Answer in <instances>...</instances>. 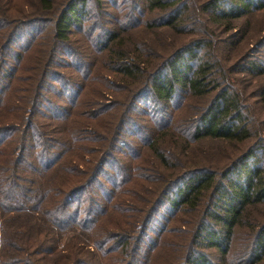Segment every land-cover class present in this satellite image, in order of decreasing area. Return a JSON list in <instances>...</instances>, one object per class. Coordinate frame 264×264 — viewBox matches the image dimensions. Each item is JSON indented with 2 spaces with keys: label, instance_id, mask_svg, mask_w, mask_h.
<instances>
[{
  "label": "trees",
  "instance_id": "trees-1",
  "mask_svg": "<svg viewBox=\"0 0 264 264\" xmlns=\"http://www.w3.org/2000/svg\"><path fill=\"white\" fill-rule=\"evenodd\" d=\"M86 1L0 0V264H150L162 231L160 238L147 231L164 204L194 213L189 235L176 246L179 264H221L202 248L225 257L234 229L243 225L252 234L245 264H256L264 257V223L254 227L245 216L249 206L264 202V136H252L243 88L264 79V52L233 59L234 38L224 44L228 53L215 52L204 27L161 53L146 39L158 28L188 31L184 14L191 6L184 0H129L114 3L113 14L95 5L93 15ZM194 9L228 30L233 20L264 11V0H201ZM134 30L144 32L141 48L133 46ZM74 33L84 45L70 43ZM43 44L49 49L22 66L26 52ZM57 61L71 73L55 70ZM111 91L117 94L105 102L103 93ZM144 97L164 105L205 98L179 124L170 116L143 128L140 147L161 170H175L172 180L123 177L116 158L124 155L125 106L136 112ZM201 138L250 141L218 171L167 162L165 149L179 158ZM111 166L101 202L89 192Z\"/></svg>",
  "mask_w": 264,
  "mask_h": 264
},
{
  "label": "rangeland",
  "instance_id": "rangeland-1",
  "mask_svg": "<svg viewBox=\"0 0 264 264\" xmlns=\"http://www.w3.org/2000/svg\"><path fill=\"white\" fill-rule=\"evenodd\" d=\"M128 1L129 0H98V2H96L95 0H87L86 9L91 15H93L94 11L96 10L95 5H100L102 8L108 10L110 14H113L115 6L114 3H116L118 6H126L128 4ZM184 1L188 3L189 6H191V9L184 14V24L186 26L185 30L188 31H184L183 33H181L173 32L166 28H158L155 30V33L149 35V40L146 39V46L151 44L149 45L150 47L162 53V51L164 50L167 51V44L169 42L174 45H178L186 41L187 39L189 40V38H191L193 34H196L195 30H200L206 27L211 34V39H213L215 42V52H219L222 54L228 53L229 50H227L224 46L228 45V42L233 40V38L236 39L237 42L235 50L231 55V58L233 59L243 54L260 55L262 52H264V11L258 12L256 14H250L237 20H233V28L224 30L218 23H207V21H205L202 17L200 18L199 15L195 13L194 5H197L201 0ZM125 9H127V7ZM134 16H137L136 13L134 14ZM245 25L247 30L245 37L243 39L237 40L240 37V33L242 34L243 32L242 30L245 29ZM213 27L216 28V30H212L213 33H211L210 29ZM42 28L44 29H41L40 34L44 35L45 29L48 28V25L44 24L42 25ZM231 34H233L234 37H230ZM130 37L134 42L133 46H137L139 48L142 47L139 39L141 41H143L142 38L145 39L144 32L134 30L132 31ZM24 41L25 37H22V39L19 40L17 44L21 46L24 44ZM84 41V37H82V35L78 33H74L73 37H71L70 39V43L73 42L74 45H84ZM48 47V44H43L37 47L35 46V49L31 50V52L27 51L25 54L26 57L21 61L22 66L31 64L34 58L33 53L36 52L38 55V53L48 50ZM13 48L16 49L17 47ZM22 50L23 49L21 48L19 52ZM58 56L63 61H68V59L70 58L68 56ZM57 62L61 64V67L56 66L55 70L59 72L63 71L65 73H71L69 70L62 67V61ZM245 79H247V77H245ZM52 86L57 89L59 88L56 83H52ZM263 89L264 79H260V81H257L256 83L254 81H250V85L243 88V90H245L243 91V102L245 104L244 111L247 118L249 119V126L252 136L258 134H262L264 136ZM113 92L114 91H111L107 94L103 93L105 95L103 96V100L105 102L112 100L113 97L117 94ZM48 95L53 97L51 93H49ZM121 98L123 97H119V99ZM95 99L96 97L94 98V100ZM204 101L205 98L200 99L185 97L182 101L174 98L171 102H167V104L164 105L163 103L144 97L136 101V107L134 108L136 112L131 111L130 107H127L126 104L124 113L121 116L122 118H127L126 132H124L122 136L119 137L124 142V146L120 145V147L122 148L121 151L124 153V155L122 156L116 153V158L121 161V168L126 169L123 177H128L134 175L135 173V175L139 177L146 179L150 178V180H153V183H156L157 181H159L160 179H164L165 177L166 180L167 178L168 180H172L174 178L175 170L172 169V171H170L172 172V175L167 176L170 172L167 170H161L158 167L157 162L146 152V150H144V147H140L139 138L144 133L143 128H152L154 126L151 125L153 122L156 121L157 124L163 123L167 119V117L170 116V121L173 119L172 123L179 124L178 120L192 117L195 109L201 106ZM179 102L182 103L176 106V104ZM121 108L122 106L118 107V116L120 114L119 110ZM133 124H135V126L132 131ZM131 132L134 133L131 134ZM249 141L250 140L243 141L242 143H231L224 140L201 138L196 141L190 142L188 147L184 150L185 152L183 153V156H180L179 158H176V156L170 154L165 149L167 147H163L166 142L161 143V146L159 147L165 149L167 153L165 157L167 162L176 161L179 163L183 162V164L185 162V165L187 164L188 169H191L193 167H204L218 171L223 166H225L228 161H230L234 156L239 154V152L246 147ZM135 154L138 158L134 157ZM110 173H113L112 166L103 170V176L97 179L95 185L92 186V191L89 192L90 194L92 192L97 194L98 201L103 202L101 192H104V190H106L107 192V190H109V177L104 178V176H111ZM160 176L162 177L159 178ZM134 186H136L135 183ZM95 189L97 191H95ZM136 193L138 194V192ZM131 206L134 210H138L140 208L138 201H133L131 203ZM156 212L157 213L154 214V217L149 224L150 229H148L147 234L151 238L157 236L158 238H160V230L162 231V240L160 238L159 245L150 253V260L148 263L179 264L180 261L178 255L175 252L177 251L178 254H181L182 248H180L179 246V248H176V246L179 243L185 242L183 237H185L187 232L189 235V230L191 229V223L194 217V213L184 208H180L175 211V209L173 210L171 208H168L167 204L160 206ZM245 218V222H248V224L251 223L253 226L264 223V202L249 206L246 210ZM247 226L243 225L234 229L230 243V249L225 257H220L219 254H217V252L212 248H202V251L206 254H209L213 263L245 264L247 255L249 254V244L252 236ZM256 264H264V257Z\"/></svg>",
  "mask_w": 264,
  "mask_h": 264
}]
</instances>
